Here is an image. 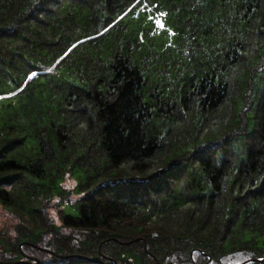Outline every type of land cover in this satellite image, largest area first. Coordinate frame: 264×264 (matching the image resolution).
<instances>
[{"label":"trees","instance_id":"trees-1","mask_svg":"<svg viewBox=\"0 0 264 264\" xmlns=\"http://www.w3.org/2000/svg\"><path fill=\"white\" fill-rule=\"evenodd\" d=\"M123 3L0 0V206L17 220L0 258L264 264V2L159 0L175 35L130 13L98 36Z\"/></svg>","mask_w":264,"mask_h":264},{"label":"snow or ice","instance_id":"snow-or-ice-1","mask_svg":"<svg viewBox=\"0 0 264 264\" xmlns=\"http://www.w3.org/2000/svg\"><path fill=\"white\" fill-rule=\"evenodd\" d=\"M55 2V0H37L36 5V11L37 12H46L48 8L51 7V5ZM261 2H264V0H261ZM218 5L215 3V0H196V9L200 10L201 13L204 11H210L212 8L217 7ZM162 5L159 3V0H124V3L121 5V12L116 14V17L113 18H105L103 21L99 18V16L96 17L95 23L98 25L97 28H95V32L98 36H103L106 34L115 23V19L123 20L128 14L135 13L136 16L139 18L141 13L146 14L144 16V19H146L148 22L159 26L165 31L171 32L172 35H175V32H172L170 28H167L165 24L162 23V19H157V16L160 18H166L169 16V13L167 11H161ZM193 21H189V26H194ZM145 32L150 34H155L152 31L151 27H148L145 29ZM145 32H141L139 34V42L144 43L145 40ZM2 39V37H0ZM87 39H93L92 37H87ZM195 37H193V40ZM83 41H80L77 39L76 43L71 44L66 48V50L63 52V54L55 61L52 68L46 69L48 72H52L55 67H57L72 51L75 49L78 45L82 44ZM9 53L5 52L3 54H0V64L3 63L2 55H8ZM38 75L37 71H31V74L26 73V79L24 81L25 86L29 84L36 76ZM19 87V85H17ZM207 151V149H205ZM183 163V162H180ZM173 165H169V169L172 168ZM164 174L162 173V176ZM194 175V174H193ZM160 177H149L148 179H159Z\"/></svg>","mask_w":264,"mask_h":264},{"label":"rangeland","instance_id":"rangeland-1","mask_svg":"<svg viewBox=\"0 0 264 264\" xmlns=\"http://www.w3.org/2000/svg\"><path fill=\"white\" fill-rule=\"evenodd\" d=\"M65 184L67 186H72L74 182L73 180L67 179L65 181ZM57 211H58V208H54V210L52 211V215L55 218V221L57 222V224H60L61 221L57 216ZM69 211L73 212L72 208H70ZM16 223H17V220L10 213H8L4 208L0 206V232L1 234L5 232V235L8 234L9 236L13 237L15 235L14 227ZM11 243L12 242H9V244ZM42 251L49 252V249L43 247ZM7 255L9 256V254ZM42 257L43 256H40V253L37 252L33 256H27L24 254L22 258H12V257H7L3 255L2 258L0 259L9 260V262H11L10 264H29V262H34L33 264H39Z\"/></svg>","mask_w":264,"mask_h":264},{"label":"water","instance_id":"water-1","mask_svg":"<svg viewBox=\"0 0 264 264\" xmlns=\"http://www.w3.org/2000/svg\"><path fill=\"white\" fill-rule=\"evenodd\" d=\"M19 246H21V243H20V245ZM37 262V261H36ZM11 262H7V261H0V264H10Z\"/></svg>","mask_w":264,"mask_h":264}]
</instances>
